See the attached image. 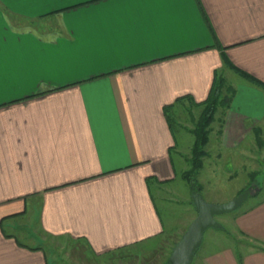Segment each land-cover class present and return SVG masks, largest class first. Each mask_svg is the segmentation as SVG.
<instances>
[{
    "label": "crops",
    "instance_id": "obj_1",
    "mask_svg": "<svg viewBox=\"0 0 264 264\" xmlns=\"http://www.w3.org/2000/svg\"><path fill=\"white\" fill-rule=\"evenodd\" d=\"M0 48V264L68 263L54 238L99 257L166 236L158 203L188 161L172 123L200 117L216 74L231 100L200 172L242 166L264 130V0H0ZM230 222L237 246L201 264H264V200Z\"/></svg>",
    "mask_w": 264,
    "mask_h": 264
},
{
    "label": "rangeland",
    "instance_id": "obj_2",
    "mask_svg": "<svg viewBox=\"0 0 264 264\" xmlns=\"http://www.w3.org/2000/svg\"><path fill=\"white\" fill-rule=\"evenodd\" d=\"M197 111H199V109H193L191 112H182L179 117L174 118L175 122L172 123L173 133L177 141V149L181 153L183 152L184 159H190L191 157V145L194 141V137L189 130L193 129L198 120L199 112ZM260 137L264 143V130ZM255 138L256 135L253 134L251 136L253 145L252 142H248L243 146L242 150L238 151L241 153L239 159L243 162L242 166L240 165V167H238L231 163H227L226 161L215 162V160L211 159L210 163L216 166V168L219 167V169L217 168L214 179H210L204 175L206 174L204 170L197 174V183L200 182L203 186L201 196L204 201L209 200L210 198L216 200V202H223V200L230 201L234 197L237 188L244 185L245 187L243 190L252 188V196H250L237 211L216 216V219H218L224 229L223 231L227 230V232L208 229L203 235L202 245L196 252L192 264H201L200 258L202 255L206 251L216 248V246H213L216 243L214 242V239L221 237L223 244L233 241L232 245L234 247L237 246V243H235L233 239L231 240L230 235L228 234V231L232 230L230 227V219L239 212L249 209L258 202L264 200V144L259 148ZM249 145H251V147L255 146L257 150L252 148L253 152L255 151L254 154L259 153V155H251V159H249L248 163L246 162L247 159L245 158V153L246 151H249V149H246ZM172 158L176 161L178 154L172 153ZM207 162H209V160ZM256 162H259V164ZM175 164L177 168L178 162ZM190 166V162L186 160V170H189ZM205 168H207V164L205 165ZM172 185L176 192L169 193L167 191L168 189L164 188L166 191L164 194L165 200H160V203H158L159 211L164 217H166L167 210H173V213H169V216L167 217L169 227L166 231V236L134 248L111 252L99 257H95L88 252L84 244L81 242L78 243L65 238H54L50 241L55 247L57 245L56 249L60 255L66 256L67 259L69 258L67 260L69 262L66 264H167L166 261L170 255L173 244L180 239L187 229L188 223L191 222L193 214H195L192 204H190L191 196L189 197V185L181 178L177 179L175 184ZM166 198L168 200H166Z\"/></svg>",
    "mask_w": 264,
    "mask_h": 264
},
{
    "label": "trees",
    "instance_id": "obj_3",
    "mask_svg": "<svg viewBox=\"0 0 264 264\" xmlns=\"http://www.w3.org/2000/svg\"><path fill=\"white\" fill-rule=\"evenodd\" d=\"M218 48L220 47L218 46ZM223 60L224 64L228 66L229 64L227 63V61H225V59ZM240 74L244 78L250 80L253 84L262 86L256 80L244 75L243 73ZM262 87L264 88V86ZM231 93L232 89L226 84L223 77L219 74H216L209 91V95L207 99L202 103L203 109L201 115L196 121L193 129L190 130V133L194 137V144L191 148V157L190 159H188L191 166L189 170L183 172L181 175V179L185 181L190 187V194L195 192L201 193V187L199 183H197L196 176L197 174H199L203 166V158L206 156L205 147L209 142V134L211 132L210 125L215 121V115L217 114L219 108H224L229 105L231 100ZM253 134L256 135L255 141L257 142L259 148L262 147L264 144L263 140L260 137V135L262 134V129H255L253 131ZM243 191L245 190H242L240 193H242ZM175 244H173V246ZM237 259L240 263L241 256L237 255Z\"/></svg>",
    "mask_w": 264,
    "mask_h": 264
},
{
    "label": "water",
    "instance_id": "obj_4",
    "mask_svg": "<svg viewBox=\"0 0 264 264\" xmlns=\"http://www.w3.org/2000/svg\"><path fill=\"white\" fill-rule=\"evenodd\" d=\"M252 188H248L224 204L207 203L200 193L191 194V203L196 217L188 225L180 239L173 246L167 264H192L194 256L203 242V235L208 229H222L216 216L237 211L252 196Z\"/></svg>",
    "mask_w": 264,
    "mask_h": 264
},
{
    "label": "snow or ice",
    "instance_id": "obj_5",
    "mask_svg": "<svg viewBox=\"0 0 264 264\" xmlns=\"http://www.w3.org/2000/svg\"><path fill=\"white\" fill-rule=\"evenodd\" d=\"M132 3H156L163 2V0H130ZM3 72H4V59H3V51L0 48V84L3 81Z\"/></svg>",
    "mask_w": 264,
    "mask_h": 264
}]
</instances>
